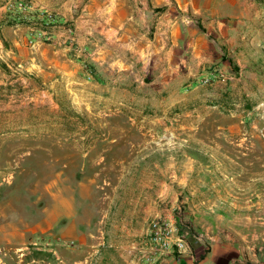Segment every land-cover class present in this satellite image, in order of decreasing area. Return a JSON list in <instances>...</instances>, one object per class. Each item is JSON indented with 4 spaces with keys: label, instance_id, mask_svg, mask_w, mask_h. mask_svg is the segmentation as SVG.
I'll return each instance as SVG.
<instances>
[{
    "label": "rangeland",
    "instance_id": "1",
    "mask_svg": "<svg viewBox=\"0 0 264 264\" xmlns=\"http://www.w3.org/2000/svg\"><path fill=\"white\" fill-rule=\"evenodd\" d=\"M128 1L131 21L0 22V264H102V217L125 200L142 215L160 181L178 223L149 221V264L202 237L198 211L264 251V0ZM141 37L177 45L142 54ZM153 222L174 227L168 244Z\"/></svg>",
    "mask_w": 264,
    "mask_h": 264
},
{
    "label": "crops",
    "instance_id": "2",
    "mask_svg": "<svg viewBox=\"0 0 264 264\" xmlns=\"http://www.w3.org/2000/svg\"><path fill=\"white\" fill-rule=\"evenodd\" d=\"M7 9H30L31 23H34L40 15L50 12L60 15L62 17H60V22L65 23L68 20L65 17L69 14L70 9H81L83 13L87 11L90 19L94 18L96 14H100L104 23L106 22L104 18L109 20V18L125 17L122 19L123 21L134 19V9L128 0H0V22L8 11ZM140 10L147 18L146 21L154 11L147 7ZM212 10L218 12V9ZM170 14L172 16L173 13ZM151 18L154 17L151 16ZM155 18L159 34V31L165 26L164 16L156 13ZM175 22L173 17L167 20L166 26ZM222 25L223 23L218 22L219 27ZM112 27V29L121 28L118 25ZM166 45L169 47L166 48ZM176 45L177 40H172V44H167L160 37H156L153 41L141 37L139 52L142 54L152 53L156 56L163 53L172 55ZM189 46H193L194 49L191 52L195 54L197 45L189 44ZM95 59L98 60V58ZM156 185H159V182H156ZM160 185L161 188H153L150 194L140 195L146 202L144 209L141 210L142 215L137 213V206L133 207L131 202L127 204L125 200L121 203L116 202L110 212L102 217L101 222H105V227L101 230L103 243H99V245L104 244L100 247H107L108 252L101 251L99 248L97 251L100 253L96 256V261L100 260L99 262L102 264H149L148 257L153 255L145 242L149 221L159 217L178 223L175 216L176 207L174 204L170 206L165 204L162 181H160ZM184 208L186 209L187 206ZM115 211H118L119 214H115ZM219 213L204 214L198 211L193 214V218L196 220L191 219L190 222L194 223L195 220L194 225L201 229L202 237L195 239L189 236V244H185L181 251L175 250L163 258L157 257L158 259L152 264H264V251L263 247L258 246L259 242L253 243V245L246 244L245 241L241 242L236 236L239 232L231 229L234 226L229 224L232 222L230 218ZM182 221V223L179 221L181 230L184 227V229H189L187 218ZM81 237L84 239L85 235ZM243 239L244 237L241 238V240ZM106 243L107 245H105Z\"/></svg>",
    "mask_w": 264,
    "mask_h": 264
},
{
    "label": "built area",
    "instance_id": "3",
    "mask_svg": "<svg viewBox=\"0 0 264 264\" xmlns=\"http://www.w3.org/2000/svg\"><path fill=\"white\" fill-rule=\"evenodd\" d=\"M151 231L154 234L156 241L159 243L162 242L164 245H166L168 244L167 240L173 237L172 233L174 232V227L160 222H153L151 225ZM176 240V246L179 247V249L185 247V242L183 239L177 238Z\"/></svg>",
    "mask_w": 264,
    "mask_h": 264
}]
</instances>
